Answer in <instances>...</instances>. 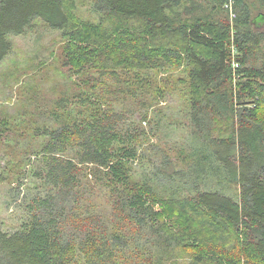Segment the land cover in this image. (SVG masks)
Masks as SVG:
<instances>
[{"label": "trees", "instance_id": "obj_1", "mask_svg": "<svg viewBox=\"0 0 264 264\" xmlns=\"http://www.w3.org/2000/svg\"><path fill=\"white\" fill-rule=\"evenodd\" d=\"M229 2L93 0L97 22L74 30L76 0H0V64L13 51L11 38L40 23L66 38V64L80 77L52 110L59 127L43 133L50 190L27 205L19 230L0 231V264H264V0H231V13ZM182 66L196 140L189 196L133 175L149 138L123 134L116 119L109 126L99 102L117 101L120 88L149 111L152 102L140 99L151 89L145 74ZM92 71L98 76L89 78ZM102 80L125 86L99 87ZM161 98L153 92L157 105ZM66 107L67 119L55 113ZM178 161L186 165L187 157ZM170 163L159 173L165 180L187 177ZM209 175L219 188L190 187ZM219 180L236 186L234 196ZM97 194L108 209H97Z\"/></svg>", "mask_w": 264, "mask_h": 264}, {"label": "rangeland", "instance_id": "obj_2", "mask_svg": "<svg viewBox=\"0 0 264 264\" xmlns=\"http://www.w3.org/2000/svg\"><path fill=\"white\" fill-rule=\"evenodd\" d=\"M76 4L74 30H82V22H97V15L91 11L93 0H76ZM259 28L264 31V22L259 24ZM11 40L13 51L0 64V231L7 234L16 232L27 221V205L50 190L51 185L44 178V164L40 161L42 148L48 141L43 133L59 127L57 116L53 115L52 110L57 109L56 103L60 98L68 99V91L77 89L80 79L66 64V38L59 32L37 23L26 35ZM165 68L145 74L149 75L146 80L151 89L146 97L140 99L152 102L149 111L145 103L123 97L120 88L116 87L124 82L116 84L115 80H102L100 83L99 87L111 85L117 90V101L108 105L99 101L102 106L100 111L111 115L105 118L109 126L116 119L117 130L123 131V134L128 131L130 135L137 133L142 139L149 138V142L140 146V157L134 162L133 175L138 180L151 177L153 180L150 183L157 189L167 187L177 190L179 187L182 189L178 190L181 192L179 194L189 196L188 186L184 184L193 180L188 164L196 140L188 115V68ZM117 73L122 79L123 75L132 76L120 71ZM93 76L97 77L98 74L95 71L88 73L89 78ZM86 90L91 93V89ZM156 90L162 93L159 105L153 100V92ZM252 101L245 99L242 103ZM67 109L55 113L67 119ZM144 114L148 115L146 121L143 119ZM183 156L187 157L186 165L178 161ZM62 157L67 159L68 151ZM168 160L176 170L187 172V177L170 183L159 175L160 170L167 168ZM209 176L205 181L195 178V183L190 187H200L202 190L219 188L214 175ZM222 182L219 180L222 193L234 196L236 186L231 182L222 185ZM107 201L103 195L101 197L97 194L94 203L98 210L102 207L108 209ZM131 251L133 255L129 256L135 257L132 248ZM182 263L181 259L177 262Z\"/></svg>", "mask_w": 264, "mask_h": 264}, {"label": "built area", "instance_id": "obj_3", "mask_svg": "<svg viewBox=\"0 0 264 264\" xmlns=\"http://www.w3.org/2000/svg\"><path fill=\"white\" fill-rule=\"evenodd\" d=\"M230 2H231V0H230ZM230 2H229V4H227L225 6V8L228 9L229 12L231 13V3L232 2L231 3ZM233 17H234V15L231 14V18H233ZM237 54H238L237 50H236V48L232 42V44H231V57H232L231 67L233 70H236L237 68H239V65H240L239 62L236 60Z\"/></svg>", "mask_w": 264, "mask_h": 264}]
</instances>
